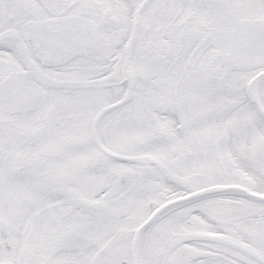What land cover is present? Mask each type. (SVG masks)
Masks as SVG:
<instances>
[{
  "label": "snow or ice",
  "instance_id": "snow-or-ice-1",
  "mask_svg": "<svg viewBox=\"0 0 264 264\" xmlns=\"http://www.w3.org/2000/svg\"><path fill=\"white\" fill-rule=\"evenodd\" d=\"M0 264H264V0H0Z\"/></svg>",
  "mask_w": 264,
  "mask_h": 264
}]
</instances>
